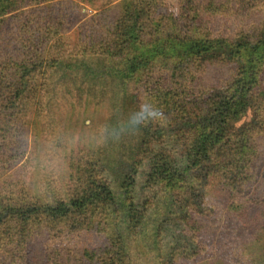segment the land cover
Instances as JSON below:
<instances>
[{"label": "trees", "instance_id": "trees-1", "mask_svg": "<svg viewBox=\"0 0 264 264\" xmlns=\"http://www.w3.org/2000/svg\"><path fill=\"white\" fill-rule=\"evenodd\" d=\"M95 1L85 2L97 11ZM98 1L101 8L117 3L115 19L95 15L70 38L63 2L0 0V164L16 157V127L37 108L45 68L65 57L113 61L122 69L118 78L166 115L165 128L158 121L140 127L136 158L115 190L103 174L72 158L64 197L53 205L24 195L19 176L17 189L9 177L0 182V264H133L138 250L155 264L203 263L207 247L198 220L216 215L208 191L217 184L235 194L248 178L250 139L264 103L258 92L264 31L215 34L206 12L217 16L226 3L214 0H178L174 11L168 0ZM219 46L228 52L218 56L236 71L221 90L198 91L193 71L216 59ZM247 114L252 119L243 123ZM246 201L227 209L234 213ZM153 210L160 215L149 220ZM167 234L169 249L163 250ZM254 242L264 255V241Z\"/></svg>", "mask_w": 264, "mask_h": 264}, {"label": "rangeland", "instance_id": "rangeland-1", "mask_svg": "<svg viewBox=\"0 0 264 264\" xmlns=\"http://www.w3.org/2000/svg\"><path fill=\"white\" fill-rule=\"evenodd\" d=\"M83 1L50 2H63L59 5L60 12L68 17L66 34L70 38L81 34L91 18H95L93 16L101 14L103 20L106 17L108 22H112L118 14L117 3L101 8L103 1L96 0L92 3L94 9L98 10L94 11L86 0ZM177 1H167L168 11L176 10ZM214 1L226 3L217 16H213L211 11L206 12L207 20L213 24L209 27L215 34L228 38L240 29H249L250 35L264 31V0H248L249 6L246 3L241 5L237 0ZM69 2L72 4L69 5ZM91 25L95 30L96 23ZM5 33H8L6 29ZM227 52L219 46L215 52L216 59L195 67L193 72L198 84L194 88L198 91H217L224 87L229 76L236 71L233 62H225L218 56L226 55ZM120 71L121 67L103 57H65L53 69L45 68L39 80L41 87L37 108H32L23 124L16 127L17 143L11 145L16 157L12 161L1 159L4 163L0 164V182L9 177V184L12 183L17 189L15 179L19 176L21 178L18 181L25 180L22 187L24 195L53 205L55 197H64L69 182V160L72 158L75 161L82 160V164L88 163L89 170L95 169L97 174H103L115 190L136 158L141 133L139 128L123 134L119 140H112L107 138L105 129L111 131L117 127L130 113L137 111L145 100L141 89L134 90L118 78ZM150 75L156 78L158 73L153 71ZM260 78L258 92L264 100V72ZM37 109L39 112L34 111ZM260 109L258 129L250 139L252 152L247 155L252 159L251 164H248L247 181L240 190H235V194L213 184V189L206 195L209 203L217 209L213 217L198 220L204 247L207 248L202 253L203 263L197 264H249L251 261L252 264H264L261 246L254 242L258 238L260 244L264 241V103ZM165 118L166 115L161 114L155 122L158 121L161 128H165ZM250 119L251 114H247L243 123H248ZM179 158V154H175V159ZM142 185L143 179L136 189L137 195L141 194ZM244 200L247 201L242 209H247H237L234 213L228 211L230 203ZM149 213V220L160 215L158 210ZM163 241V250L169 249L168 234ZM38 244L39 239L33 246L35 250L31 248L32 252L37 250ZM141 253L144 252L138 250L133 253V264H155L147 253ZM173 264L184 262L179 259Z\"/></svg>", "mask_w": 264, "mask_h": 264}, {"label": "clouds", "instance_id": "clouds-1", "mask_svg": "<svg viewBox=\"0 0 264 264\" xmlns=\"http://www.w3.org/2000/svg\"><path fill=\"white\" fill-rule=\"evenodd\" d=\"M161 116L155 105L148 100H144L137 111L129 114L126 120L121 121L117 127L111 131L105 129L107 138L119 140L123 134L139 130L140 127L150 122H155Z\"/></svg>", "mask_w": 264, "mask_h": 264}]
</instances>
